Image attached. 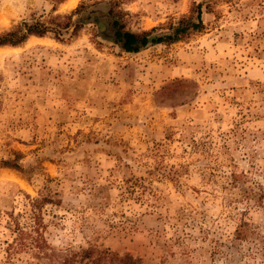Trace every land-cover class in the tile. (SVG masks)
<instances>
[{"label":"rangeland","instance_id":"rangeland-1","mask_svg":"<svg viewBox=\"0 0 264 264\" xmlns=\"http://www.w3.org/2000/svg\"><path fill=\"white\" fill-rule=\"evenodd\" d=\"M71 1L0 0V34L96 0ZM120 2L130 30L167 32L197 3L203 28L136 53L93 22L0 46V160L23 167L0 164V264H61L5 250L6 212L42 197L57 250L264 264V0Z\"/></svg>","mask_w":264,"mask_h":264},{"label":"trees","instance_id":"trees-1","mask_svg":"<svg viewBox=\"0 0 264 264\" xmlns=\"http://www.w3.org/2000/svg\"><path fill=\"white\" fill-rule=\"evenodd\" d=\"M62 1L56 0L58 3ZM120 3V0L82 1L63 16L53 15L47 20H22L14 28L0 34V46H16L30 36L42 37L47 34L63 41L75 36L85 23L93 22L102 37L117 44L124 52L136 53L149 45L170 44L183 40L203 28L200 3L195 4L189 15L181 16L167 32H159L155 28L139 31L125 28L127 13L121 8ZM0 164L23 171L19 152L16 151L12 152V156L1 159ZM29 199L30 212L24 221L21 220L23 215L19 213L16 215L12 211L6 212L8 228L12 232V239L6 241L5 250L9 256L14 252L28 251L34 257L47 258L51 262L57 260L61 264H138L132 256L112 253L106 247L89 248L79 252L67 248L57 250L44 237V222L41 216V204L52 200H46L45 197Z\"/></svg>","mask_w":264,"mask_h":264},{"label":"bare ground","instance_id":"bare-ground-1","mask_svg":"<svg viewBox=\"0 0 264 264\" xmlns=\"http://www.w3.org/2000/svg\"><path fill=\"white\" fill-rule=\"evenodd\" d=\"M75 3H76V0H72L71 3H70V6L74 5ZM16 179L23 184L24 181L22 182L19 177H16Z\"/></svg>","mask_w":264,"mask_h":264},{"label":"crops","instance_id":"crops-1","mask_svg":"<svg viewBox=\"0 0 264 264\" xmlns=\"http://www.w3.org/2000/svg\"><path fill=\"white\" fill-rule=\"evenodd\" d=\"M34 37H37V36H34Z\"/></svg>","mask_w":264,"mask_h":264}]
</instances>
